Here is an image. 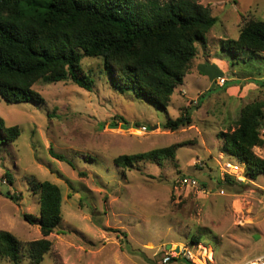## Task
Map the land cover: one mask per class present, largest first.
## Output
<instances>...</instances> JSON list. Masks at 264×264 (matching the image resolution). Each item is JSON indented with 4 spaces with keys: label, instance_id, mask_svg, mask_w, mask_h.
<instances>
[{
    "label": "rangeland",
    "instance_id": "374dc122",
    "mask_svg": "<svg viewBox=\"0 0 264 264\" xmlns=\"http://www.w3.org/2000/svg\"><path fill=\"white\" fill-rule=\"evenodd\" d=\"M196 2L210 8L217 23L206 42L196 41L193 69L167 108L114 89L101 72L102 60L88 56L82 67L94 81L91 90L69 78L38 81L33 89L44 102L9 103L0 95V128L16 125L21 131L0 145V230L24 243L42 237L40 228L24 219L25 213L39 216V195L29 185L33 175L57 183L63 193L64 233L49 236L52 247L42 264H163L165 251L177 246L193 251L194 264H242L264 252V175L249 179L242 165L246 179L238 180L227 164L239 162L222 151L219 136L236 126L244 105L263 97L264 51L239 50L234 56L222 44L236 38L242 16L264 19V0ZM220 76L226 85L212 86ZM179 116L184 122L190 116L191 123L164 129ZM172 144H182L174 155L138 156L125 171L114 162L119 155ZM51 147L76 168L52 157ZM254 151L264 159V147ZM184 176L195 178L198 187L176 189ZM4 191L20 196V203ZM194 234L202 241L190 245ZM0 264L13 263L0 259ZM20 264H30L25 248Z\"/></svg>",
    "mask_w": 264,
    "mask_h": 264
},
{
    "label": "trees",
    "instance_id": "16d2710c",
    "mask_svg": "<svg viewBox=\"0 0 264 264\" xmlns=\"http://www.w3.org/2000/svg\"><path fill=\"white\" fill-rule=\"evenodd\" d=\"M242 19L238 35L225 40L223 49L234 56L239 55V50L263 52L264 19ZM216 23L210 8L196 0L164 4L135 0H0V95L9 103L44 102L43 95L33 89L38 81L56 83L69 78L91 90L94 81L82 67V60L88 56L102 60L101 72L114 89L132 92L155 106L167 108L175 89L193 69L196 41L206 42V35ZM259 85L263 97L244 105L236 126L219 134L222 151L245 164L246 175L252 180L264 175V159L254 151L264 147V79ZM122 121L125 123V119ZM187 123H191L190 116L187 122L179 116L163 127L176 131ZM20 134L16 125L5 132L0 128V145L14 141ZM181 145L119 155L114 162L125 171L133 167L138 156L161 159L174 155ZM49 153L76 168L52 147ZM5 176L10 184L14 183L10 172ZM227 178L235 180L229 174ZM29 185L39 195V216L25 213L24 219L38 226L42 237L24 243L13 233L0 230V259L13 264L21 263L24 248L30 264H42L52 247L49 236L64 233L60 186L34 175ZM3 193L20 203L15 193ZM201 241L202 236L194 234L190 245ZM180 264L194 262L184 258Z\"/></svg>",
    "mask_w": 264,
    "mask_h": 264
},
{
    "label": "built area",
    "instance_id": "2783aa9c",
    "mask_svg": "<svg viewBox=\"0 0 264 264\" xmlns=\"http://www.w3.org/2000/svg\"><path fill=\"white\" fill-rule=\"evenodd\" d=\"M218 82H219V85L222 86L225 84L226 79L220 78ZM143 130L146 131L147 130L146 127H143ZM262 133H264V127L262 128ZM242 165L245 166V164H242V163H239V164L228 163L227 164L228 168L231 170L230 173L235 172L238 180L245 181L246 178L242 176V174L240 173L242 172L241 171ZM198 185H199V182L195 178L184 176L177 182L176 189H178L179 187H185V186L195 188V187H198ZM194 256L195 255L193 251L189 249L188 246L180 247L179 252H177L175 249L166 250L162 262L163 264H167L178 257H183V258H186L192 261L193 259H195ZM242 264H264V252L252 259H248L244 261Z\"/></svg>",
    "mask_w": 264,
    "mask_h": 264
},
{
    "label": "crops",
    "instance_id": "0c3cea01",
    "mask_svg": "<svg viewBox=\"0 0 264 264\" xmlns=\"http://www.w3.org/2000/svg\"><path fill=\"white\" fill-rule=\"evenodd\" d=\"M203 65H204V64H200V65L198 66V70H199L200 68H201L202 70H204V68H203L204 66H203ZM224 69H225V67H224ZM185 78H186V77H185ZM220 78H225V77L220 76V77H218V78H216V79L219 80ZM216 79H214L215 82H212V83H211L212 86H214V85H218V87H223V86H225L226 83H227V81H226L225 84L221 86V85H219V84L216 83ZM184 83L186 84L185 79H184ZM183 85H184V84H183ZM211 85H210V87H211ZM184 91H185L184 89L181 90V95H182V92H184ZM185 92H186V91H185ZM186 93H187V92H186ZM201 93H202V92H201ZM201 93H200V94H201ZM182 96H183V95H182ZM185 96L187 97V95H185ZM177 247H178V246H177ZM179 258H181V257H179ZM183 259H184V258H183ZM181 261H182V260H181Z\"/></svg>",
    "mask_w": 264,
    "mask_h": 264
},
{
    "label": "water",
    "instance_id": "95a60500",
    "mask_svg": "<svg viewBox=\"0 0 264 264\" xmlns=\"http://www.w3.org/2000/svg\"><path fill=\"white\" fill-rule=\"evenodd\" d=\"M156 127H157V126H155V128H156ZM170 247H171V244L168 245V248H170ZM176 250H177V252H179L180 247H179V248L177 247Z\"/></svg>",
    "mask_w": 264,
    "mask_h": 264
},
{
    "label": "bare ground",
    "instance_id": "6f19581e",
    "mask_svg": "<svg viewBox=\"0 0 264 264\" xmlns=\"http://www.w3.org/2000/svg\"><path fill=\"white\" fill-rule=\"evenodd\" d=\"M179 248V247H178Z\"/></svg>",
    "mask_w": 264,
    "mask_h": 264
}]
</instances>
